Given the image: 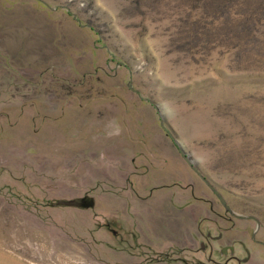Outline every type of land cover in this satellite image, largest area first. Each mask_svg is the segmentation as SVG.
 Segmentation results:
<instances>
[{"label":"rangeland","instance_id":"374dc122","mask_svg":"<svg viewBox=\"0 0 264 264\" xmlns=\"http://www.w3.org/2000/svg\"><path fill=\"white\" fill-rule=\"evenodd\" d=\"M241 1L0 0V264H264V3Z\"/></svg>","mask_w":264,"mask_h":264},{"label":"water","instance_id":"95a60500","mask_svg":"<svg viewBox=\"0 0 264 264\" xmlns=\"http://www.w3.org/2000/svg\"><path fill=\"white\" fill-rule=\"evenodd\" d=\"M157 112L159 114V117L161 118V124L162 126L167 127L168 129L171 128L170 126L164 122V119L162 118L160 110L156 107ZM170 133V132H169ZM175 133V131H174ZM176 134V133H175ZM175 144L177 145V148L182 155L183 159L189 164V166L202 178L205 180V178L201 175L202 173L200 172L199 168L196 166L195 161L192 159V157L182 148L181 144L179 141L176 139L174 140ZM206 181V180H205ZM207 182V181H206ZM208 183V182H207ZM220 199H222L220 197ZM223 201V199H222ZM59 204H64V205H69V206H75V207H82V208H89L94 206V198L89 195H84L72 199H67V200H59Z\"/></svg>","mask_w":264,"mask_h":264},{"label":"trees","instance_id":"16d2710c","mask_svg":"<svg viewBox=\"0 0 264 264\" xmlns=\"http://www.w3.org/2000/svg\"><path fill=\"white\" fill-rule=\"evenodd\" d=\"M245 3L251 5L253 2H257V3H264V0H242L241 4L243 5Z\"/></svg>","mask_w":264,"mask_h":264},{"label":"flooded vegetation","instance_id":"af4514ba","mask_svg":"<svg viewBox=\"0 0 264 264\" xmlns=\"http://www.w3.org/2000/svg\"><path fill=\"white\" fill-rule=\"evenodd\" d=\"M201 179H202V178H201ZM204 181H205V180H204ZM210 188H211V190L213 191V193H215V191H214V188H213V187H211V186H210ZM217 195H218V193H217ZM218 197H219V200H220V202H221V201H222V199H220V196H219V195H218ZM222 202L224 203V201H222ZM222 202H221V203H222ZM223 203H222V204H223ZM224 251H225V250H224Z\"/></svg>","mask_w":264,"mask_h":264}]
</instances>
